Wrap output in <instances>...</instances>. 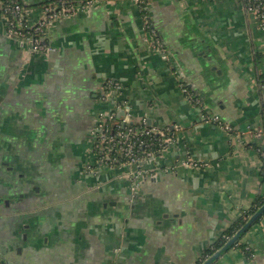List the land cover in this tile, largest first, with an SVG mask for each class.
Returning <instances> with one entry per match:
<instances>
[{"label": "crops", "instance_id": "1", "mask_svg": "<svg viewBox=\"0 0 264 264\" xmlns=\"http://www.w3.org/2000/svg\"><path fill=\"white\" fill-rule=\"evenodd\" d=\"M2 1L0 264H200L264 194L256 18L242 0H148L145 11L136 0L85 10L81 0H21L31 23L46 5L76 7L50 24L54 50L31 52L7 35ZM108 79L135 114L177 130L138 180L132 166L82 165ZM207 112L230 129L205 122ZM16 154L30 185L2 169ZM242 237L249 256L234 244L213 264H264V215Z\"/></svg>", "mask_w": 264, "mask_h": 264}, {"label": "built area", "instance_id": "2", "mask_svg": "<svg viewBox=\"0 0 264 264\" xmlns=\"http://www.w3.org/2000/svg\"><path fill=\"white\" fill-rule=\"evenodd\" d=\"M243 1V0H242ZM94 3V0H81L77 7L88 9ZM141 11L146 10L148 0H136ZM244 7L248 14L252 15L260 26L264 29V0H256L246 3ZM2 11L5 18L7 35L18 40L21 45H26V49L31 52L53 51L54 48L47 45L44 38L47 35L50 24L74 11L76 7L72 4L62 3L60 7H51L46 5L42 17L31 23L28 20L26 9L19 0L2 1ZM145 26L149 28L148 40L154 48L162 47L160 41L155 38V31L150 27L149 15L146 14ZM153 39V40H151ZM123 86L112 79H108L101 92L102 101H111L119 109L125 110V114L120 116L115 110L107 114L101 111L96 115L93 125L90 129L91 135H95L92 147L97 155L100 167L132 166L136 165L137 170L132 171V176L138 178L142 173L141 167L148 158H155L151 147L157 145L158 151L165 152L169 146L175 143L177 139V130L169 125L158 126L151 123L147 115L139 119L138 126H132V108L126 101L118 100L122 93ZM194 103L201 104L198 97L187 88L184 90ZM110 102V101H108ZM203 119L207 123H214L230 129V126L222 119L219 114L204 113ZM150 149V151H147ZM88 171L98 170L93 166H87ZM135 187H133L134 189Z\"/></svg>", "mask_w": 264, "mask_h": 264}, {"label": "trees", "instance_id": "3", "mask_svg": "<svg viewBox=\"0 0 264 264\" xmlns=\"http://www.w3.org/2000/svg\"><path fill=\"white\" fill-rule=\"evenodd\" d=\"M5 1H14V0H5ZM23 5L24 3L19 0ZM245 1L246 3L248 2H251L253 1V3H256V0H243ZM70 4V3H68ZM150 19V18H148ZM260 55H257L256 58H259ZM259 83L261 86H264V73H262L260 76H259ZM186 86V85H185ZM187 87V86H186ZM264 108V107H263ZM263 113H264V110H263ZM141 117H138V119H136V116L135 114L132 113V126L133 127H137L138 126V122H139V119ZM262 132L264 133V129L262 130ZM256 147V146H255ZM257 148V147H256ZM259 148V147H258ZM152 149V152H154V154L156 155H159L160 153H164V152H161V151H158L159 147H157V145H154L151 147ZM147 151H150V149H148ZM259 153L261 155V158L264 162V149H259ZM264 204V194L258 196V198L256 199L254 205L248 209V210H245L242 214V216L239 218L238 221H236L225 233H224V236L222 238H220L214 247H210L209 249H207V251L205 252L204 254V257L201 259L200 263L206 259L207 257H209L210 255H212L218 248H220L221 246H223L228 238H230L231 236H233L236 232L239 231V229L247 222V220L249 219V217L256 211L259 209V207H261L262 205ZM244 234L241 235V238L242 239ZM238 246H240L246 253L247 255L249 256L250 255V252H249V248L247 247V244L244 243V242H241V240L238 241V243H236Z\"/></svg>", "mask_w": 264, "mask_h": 264}, {"label": "rangeland", "instance_id": "4", "mask_svg": "<svg viewBox=\"0 0 264 264\" xmlns=\"http://www.w3.org/2000/svg\"><path fill=\"white\" fill-rule=\"evenodd\" d=\"M184 92V91H183ZM124 96H125V89H122V93H121V95L119 96V99L118 100H121V101H126V99L124 98ZM108 101H110V102H108ZM108 101H101V103H102V106H100L99 108H96L97 109V112H95V113H97V114H99L101 111H104L106 114H107V116H108V114L110 113V112H112L113 110H115L117 113H121V109H119L115 104H113L111 101H116L114 98L111 100V97H109L108 98ZM133 114H135L134 112H133ZM135 116H136V119H138V117H142V116H139V115H137V114H135ZM157 125V124H156ZM158 126H160V125H158ZM160 127H162V126H160ZM259 133H262V130L259 132ZM91 135V134H90ZM93 140H95V135H91V137H90V139H88L87 141H86V143H88V144H90V146H88V148H86L85 147V149L87 150L88 149V152H86L84 155V158H83V163H82V165H84V166H88V165H90V166H93V167H95L96 169H99V166H101L100 165V163L98 162V160H97V155H96V152L94 151V149H93V145H92V142H93ZM175 143H173L172 145H170L169 146V149L174 145ZM168 149V150H169ZM262 149V148H261ZM264 149V148H263ZM166 152V151H165ZM164 152V153H165ZM164 153H160L159 155H161V154H164ZM159 155H157V156H159ZM156 158H159V157H156ZM161 158V157H160ZM186 161V160H185ZM185 161H181L182 163H184ZM153 162V160H152V158H148V161H147V163H148V166L150 165V163H152ZM86 169H87V167H86ZM138 169V166L136 165V168H135V170H137ZM87 173H90V171H88V170H85ZM84 172V171H83ZM127 177V179H129V176H126ZM139 178V177H138ZM138 178H137V180H138Z\"/></svg>", "mask_w": 264, "mask_h": 264}, {"label": "water", "instance_id": "5", "mask_svg": "<svg viewBox=\"0 0 264 264\" xmlns=\"http://www.w3.org/2000/svg\"><path fill=\"white\" fill-rule=\"evenodd\" d=\"M166 54L168 55L167 51ZM0 97L3 96L0 94ZM124 114L125 110H121V113H119L120 116H123ZM263 215L264 204L249 217L247 222L239 229L238 232H236L223 246L218 248L212 255L204 259L200 264H213L214 261L218 259L225 251H227L232 245L236 244L240 240L241 235L246 233Z\"/></svg>", "mask_w": 264, "mask_h": 264}, {"label": "flooded vegetation", "instance_id": "6", "mask_svg": "<svg viewBox=\"0 0 264 264\" xmlns=\"http://www.w3.org/2000/svg\"><path fill=\"white\" fill-rule=\"evenodd\" d=\"M38 141V139H37ZM36 142V141H35ZM38 143V142H36ZM30 147V146H29ZM36 147V146H35ZM21 156V155H20ZM25 156V155H24ZM16 158V161H12V160H2L1 164L4 165L5 168H2L5 172L10 173L11 177L14 178L13 180L15 182H17L18 180L22 181L23 184H25V182H29V175L27 173L28 169H24V167L26 168L25 165H20L19 164V155L16 154L14 156ZM14 163V164H13ZM17 175V176H16ZM17 180V181H16ZM13 182V181H12ZM15 186L17 187V183H14ZM27 185H30V183H28ZM23 187V185H21Z\"/></svg>", "mask_w": 264, "mask_h": 264}]
</instances>
